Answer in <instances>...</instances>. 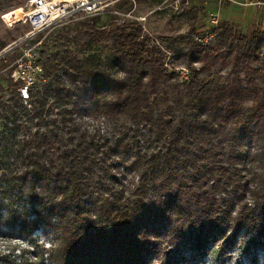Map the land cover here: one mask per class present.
<instances>
[{
	"label": "trees",
	"instance_id": "1",
	"mask_svg": "<svg viewBox=\"0 0 264 264\" xmlns=\"http://www.w3.org/2000/svg\"><path fill=\"white\" fill-rule=\"evenodd\" d=\"M104 15L39 41L28 98L0 74V224L50 238L16 264H155L165 236L201 253L241 230L264 246V27L222 21L203 43L190 25L165 45L182 76L140 23Z\"/></svg>",
	"mask_w": 264,
	"mask_h": 264
},
{
	"label": "rangeland",
	"instance_id": "2",
	"mask_svg": "<svg viewBox=\"0 0 264 264\" xmlns=\"http://www.w3.org/2000/svg\"><path fill=\"white\" fill-rule=\"evenodd\" d=\"M25 2L26 0H0V14H2V19L0 17V40L4 41V45L21 37L28 30V25L20 21L11 25L3 21L7 14L21 12L20 6H24ZM130 2L131 7L128 10H115L113 8L114 3L110 4L111 10L109 13L117 16L116 22L128 19L136 20L140 23L142 30L149 34L152 41L163 51V60L169 65L170 62H173L174 66L179 68L181 75L184 76V59L181 57L175 58L170 48L165 47V45L170 44L171 47H176L178 44H181L178 43V40L182 41L183 39L179 36L186 34L190 25L194 27V34L199 32L203 24L206 23V12L208 9L213 8V4L204 3L202 0H187V2L184 0H134ZM223 7H221L222 10L220 9L218 24L222 21H228L233 23V26L238 30L242 32L246 31L242 25H238L237 21L231 20L232 16L239 17L245 9L234 5ZM97 15H99L100 23H106L107 18L104 12ZM220 15L222 20H220ZM59 26L56 25L50 30L39 32L37 34L40 35L38 40L41 41L44 36L46 37L48 32L55 30ZM18 51L19 48L15 47L6 53L7 58L5 61L0 59V62L3 63L0 67V74L5 76L1 70L12 60ZM223 72L224 70H222V75L224 76ZM0 211L1 216H4L2 208H0ZM29 236L36 238L43 245H48L50 242L49 234L45 232L42 226L34 229ZM29 236H24L17 232L16 227L11 228L10 225L1 223L0 264H16L21 246L28 247ZM247 237L249 235L241 230L229 246L220 243L218 247L212 250L215 243H209L204 251L200 253V251L189 247L186 237L170 238L165 236L163 238L162 250L168 251L169 258L166 262L163 255L159 254L153 260L155 264H264V246H252L249 250H246V246H249ZM28 255L31 256V254ZM40 264L50 263L42 255Z\"/></svg>",
	"mask_w": 264,
	"mask_h": 264
},
{
	"label": "built area",
	"instance_id": "3",
	"mask_svg": "<svg viewBox=\"0 0 264 264\" xmlns=\"http://www.w3.org/2000/svg\"><path fill=\"white\" fill-rule=\"evenodd\" d=\"M116 1L118 0H26L24 6H20L21 15L18 20L12 23L20 21L28 25V30L21 37L0 47V59L2 61L6 60L8 51L15 47L19 48L17 54L4 66L1 72L7 78L18 81L16 90L20 98L23 100L28 98L29 88L37 86L42 79L37 52V44L40 40L35 39V36L41 31L52 29L56 25L110 11L109 5ZM184 1L187 2V0ZM202 1L213 4V8L206 12V23L194 35L195 40L203 43L213 37V28L219 22V12L222 6L264 7V0Z\"/></svg>",
	"mask_w": 264,
	"mask_h": 264
},
{
	"label": "crops",
	"instance_id": "4",
	"mask_svg": "<svg viewBox=\"0 0 264 264\" xmlns=\"http://www.w3.org/2000/svg\"><path fill=\"white\" fill-rule=\"evenodd\" d=\"M226 6L228 5H224V7ZM243 8L245 9L244 12H242V14L239 17L232 16L231 20L237 21L238 25H242L244 27V30L246 31L249 28H253V27H264V7L261 8L243 7ZM220 20H222L221 15H220Z\"/></svg>",
	"mask_w": 264,
	"mask_h": 264
},
{
	"label": "bare ground",
	"instance_id": "5",
	"mask_svg": "<svg viewBox=\"0 0 264 264\" xmlns=\"http://www.w3.org/2000/svg\"><path fill=\"white\" fill-rule=\"evenodd\" d=\"M21 11H22V10H21ZM20 15H21V12H16V13H14V14H7V15L5 16V19H4V16H3V19H4V21H5L7 24L11 25L13 21L19 19Z\"/></svg>",
	"mask_w": 264,
	"mask_h": 264
}]
</instances>
